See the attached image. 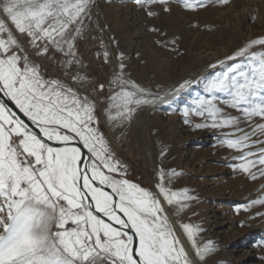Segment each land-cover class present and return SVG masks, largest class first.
<instances>
[{"label":"snow or ice","instance_id":"snow-or-ice-1","mask_svg":"<svg viewBox=\"0 0 264 264\" xmlns=\"http://www.w3.org/2000/svg\"><path fill=\"white\" fill-rule=\"evenodd\" d=\"M95 2L0 0V94L16 109L0 99V264H206L216 247L210 240L198 242L203 229L169 216V208L179 217L195 199L187 189L171 188L181 173L161 169L156 192L128 180L127 166L99 128L97 101L60 79H46L17 36H26L37 55L54 49L64 67L81 66L77 41L92 21ZM132 2L139 8L159 3L170 11L168 0ZM229 3L183 0L188 10ZM255 45H264V37L228 56L243 59L201 81L206 95L182 109L185 124L196 116L201 122L194 129L220 131L219 146L238 153L232 167L252 181L264 180V52H250ZM103 55L108 63V51ZM117 59L112 82L119 90L108 97L106 110L110 123H131L141 107L170 103L197 82L185 80L154 94L127 79L122 54ZM71 79L83 84L88 78L77 73ZM256 205L264 206V195L241 207ZM259 259L264 262V256Z\"/></svg>","mask_w":264,"mask_h":264},{"label":"rangeland","instance_id":"rangeland-1","mask_svg":"<svg viewBox=\"0 0 264 264\" xmlns=\"http://www.w3.org/2000/svg\"><path fill=\"white\" fill-rule=\"evenodd\" d=\"M168 7L170 11L165 12L159 3L139 8L132 0H96L92 21H86L88 28L84 37L77 41L81 66L71 69L63 66L64 57L59 52L50 49L45 55H37L26 36L18 33L17 36L46 79H60L79 91L75 84L80 82H74L71 77L77 73L87 76L83 95L90 98L93 95L92 99H97L99 128L115 157L127 166L128 180L156 192L161 169L165 173L170 169L181 173L174 178L171 188L176 191L187 189L188 195L195 199L187 201L189 207L182 212L180 222L199 225L203 229L198 236L199 243L218 237V243L222 245L218 248L213 243L216 251L206 257V264H264L259 259L264 256V215L256 214L264 213V206L256 205L248 211L241 207L264 195L260 187L264 180L252 181L238 169L234 170L232 165L239 161L233 158L238 153L219 146V130L194 129L193 125L201 122V118L192 116V124H185L182 115V109L191 106L193 99L206 95L201 81L242 62L240 57L236 60L226 58L248 41L264 37V0H230L225 6L208 4L195 10L185 9L183 0H168ZM148 11L157 15L149 16ZM234 11L244 16L233 22ZM243 26H252L256 36L244 37ZM105 50L109 53L108 63L104 61ZM190 52L208 57L192 60ZM250 52H264V45H255ZM121 54L126 78L159 95L203 67L214 64L216 67L198 74L194 78L197 82L180 94V114L168 109L165 103L157 102L138 109L131 123L121 124L119 120L110 123L106 113L108 97L113 90H119L112 81L119 70L121 61L117 57ZM158 62L161 69H158ZM101 84L104 85L102 91ZM154 109L160 113L157 121ZM227 110L237 114L235 110ZM116 111L111 109L113 115ZM213 220L217 221L213 225L216 232L210 238ZM209 231V237H206L205 232ZM241 244L243 250L239 247ZM227 245L232 249L236 247L222 259L220 251L226 250ZM242 254L251 257L241 263Z\"/></svg>","mask_w":264,"mask_h":264},{"label":"bare ground","instance_id":"bare-ground-1","mask_svg":"<svg viewBox=\"0 0 264 264\" xmlns=\"http://www.w3.org/2000/svg\"><path fill=\"white\" fill-rule=\"evenodd\" d=\"M97 1H101V0H97ZM99 4V3H98ZM127 4V3H126ZM241 16H244V15H242V14H239V13H237L236 11H234L233 13H232V16H231V18H232V20H233V22L234 21H236V20H238V18L239 17H241ZM89 22V21H88ZM226 25H230V22L229 23H227L226 22ZM242 32H243V35H244V37H247L248 39H251V38H253V37H255L256 36V32H255V29L252 27V26H243V28H242ZM128 41H130V40H128ZM131 44V43H130ZM132 45V44H131ZM132 50V49H131ZM128 55V54H127ZM189 56H191V58H192V60L194 59H198V58H200V59H207V57H208V55L206 54V55H204V56H201L200 55V53H193V52H190L189 53ZM126 59V58H125ZM191 61V60H190ZM127 62V61H126ZM190 64H191V62H189ZM157 65H159V67H158V69H161V65H160V62H158L157 63ZM205 65V64H204ZM210 66H206V67H203L202 69H200L196 74H194L192 77H190V78H188V79H185V80H188V81H194V78L198 75V74H200V73H202V72H204V71H206L207 69H211V68H209ZM126 68V67H125ZM185 80H182L181 82H179L178 84H180V83H182L183 81H185ZM177 84V85H178ZM79 85H80V87H79ZM75 87H77V88H79V92L81 91V95H83L84 93H85V89H86V86L84 85V84H81V83H79L78 85L77 84H75ZM179 98V97H178ZM178 98H175V99H171V98H169L170 99V103H165L164 105L168 108V109H173V112L175 113V114H180L181 113V111H180V108H181V102H179L178 101ZM97 100V99H96ZM98 103H100L99 101H98ZM154 114H157V115H155V119H156V121L160 118V116H159V114L160 113H158V111L157 110H155L154 109ZM151 119V118H150ZM172 130V129H171ZM200 141H201V139H200ZM156 173H157V170H156ZM165 207L167 208L168 206L167 205H165ZM168 211H169V216H170V219H172L174 222L177 220V219H179V221H181V219H182V213H180V215H179V217H176V216H173L172 215V209L171 208H169L168 209ZM213 223H212V228H211V231H212V233H211V235H210V238H211V236H213L214 235V233L216 232V230L215 229H213V225L214 224H216L217 223V221L216 220H213L212 221ZM176 226V229H177V232L179 233L181 230H180V228H179V225L178 224H176L175 225ZM211 231H209V232H205V236L206 237H209V234H210V232ZM215 236V235H214ZM181 239L184 241V244H185V247L186 248H189V250H190V247H189V245H188V242L184 239V237L181 235ZM212 239V241H213V243L218 247V248H220L222 245L220 244V243H218L219 241H220V239L218 238V237H214V238H211ZM236 247V246H235ZM234 247V248H235ZM239 247H241V250H243V248H244V246H243V244H241ZM231 248V249H230ZM233 248V249H234ZM232 249V247H230V246H228L227 245V249L225 250V249H223V250H221L220 252H222V259H226L227 257H226V255H228L229 256V254H228V252H229V250H233ZM225 256V257H224ZM251 256H249L248 254H242V256L240 257V259H241V263H243V262H245V261H247L249 258H250Z\"/></svg>","mask_w":264,"mask_h":264},{"label":"water","instance_id":"water-1","mask_svg":"<svg viewBox=\"0 0 264 264\" xmlns=\"http://www.w3.org/2000/svg\"><path fill=\"white\" fill-rule=\"evenodd\" d=\"M0 99H3L8 105H9V107H12L14 110H16L15 109V106L10 102V101H8L7 100V98H5V97H3V95L2 94H0ZM18 111V110H17ZM19 114V113H18ZM21 115V117L22 118H24L23 116H22V114H20ZM25 120H26V118H24ZM30 123V122H29ZM34 127V126H33ZM36 131H38V129H35ZM86 151V150H85Z\"/></svg>","mask_w":264,"mask_h":264},{"label":"crops","instance_id":"crops-1","mask_svg":"<svg viewBox=\"0 0 264 264\" xmlns=\"http://www.w3.org/2000/svg\"><path fill=\"white\" fill-rule=\"evenodd\" d=\"M92 96V98H93V95H91Z\"/></svg>","mask_w":264,"mask_h":264}]
</instances>
